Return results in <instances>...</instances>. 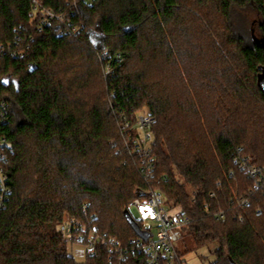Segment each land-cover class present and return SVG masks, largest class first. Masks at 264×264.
<instances>
[{
    "label": "trees",
    "instance_id": "1",
    "mask_svg": "<svg viewBox=\"0 0 264 264\" xmlns=\"http://www.w3.org/2000/svg\"><path fill=\"white\" fill-rule=\"evenodd\" d=\"M75 1L0 0V140L13 144L0 264H117L100 243L77 261L63 227L75 218L83 244L96 229L127 245L143 235L128 207L150 191L182 207V237L211 264H264V195L234 162L242 151L264 163V0ZM138 113L156 119L149 180L126 144Z\"/></svg>",
    "mask_w": 264,
    "mask_h": 264
},
{
    "label": "built area",
    "instance_id": "2",
    "mask_svg": "<svg viewBox=\"0 0 264 264\" xmlns=\"http://www.w3.org/2000/svg\"><path fill=\"white\" fill-rule=\"evenodd\" d=\"M83 1L86 4L93 2V0ZM47 15L51 18L55 17L51 11H47ZM103 52L107 54V50L104 49ZM106 72H110L109 67ZM7 110L8 103L0 101V121L6 119ZM155 122V117L147 113H140L132 123L126 122L125 124L126 130L129 131L126 134V144L131 148L133 154L140 156V169L146 180L154 178L155 157L152 143ZM12 148L11 142L5 139L0 140V209L4 207L5 199L10 192L8 174L4 163L7 152L11 151ZM234 162L245 172L248 178L253 180L254 189L260 190L264 195V163H256L251 155L242 151H239L234 157ZM210 197L214 198L215 193H210ZM247 202L245 197L231 198L232 204L243 206ZM128 211L142 226L143 235L124 245L120 239L92 229L89 231L85 243L88 247V253H94L97 244L100 243L107 246L110 259L117 258V264H122L126 257L134 252L143 253L146 264H187L177 248L183 229L190 222V219L183 215L181 206L171 205L160 191H150L146 197H135L129 205ZM212 216L216 219H224L226 213L224 210H215L212 212ZM76 225V219L71 218L63 227L64 232L67 238L82 243L85 241V235L82 231L85 230V227L82 226V229L74 232Z\"/></svg>",
    "mask_w": 264,
    "mask_h": 264
},
{
    "label": "rangeland",
    "instance_id": "3",
    "mask_svg": "<svg viewBox=\"0 0 264 264\" xmlns=\"http://www.w3.org/2000/svg\"><path fill=\"white\" fill-rule=\"evenodd\" d=\"M74 2L76 1L74 0ZM47 16V13H45L44 17L46 18ZM253 17L254 14L252 12L248 13L246 10H237L235 14V22L237 24L245 25L246 29H248L249 27L251 28L253 26ZM85 24L87 25L88 35L90 39L99 48H103L104 36L101 30L99 29L97 20L93 22L85 20ZM254 27H256V33H258V23H256ZM138 115L139 113L137 114V116ZM214 247L215 245H212V248ZM177 248L180 255L185 259L187 264H211L216 259L215 254L210 251L208 246L196 247V245L188 236L181 237V239L177 243ZM87 249V245L83 243L69 242L68 244L69 252L79 262L85 261Z\"/></svg>",
    "mask_w": 264,
    "mask_h": 264
},
{
    "label": "water",
    "instance_id": "4",
    "mask_svg": "<svg viewBox=\"0 0 264 264\" xmlns=\"http://www.w3.org/2000/svg\"><path fill=\"white\" fill-rule=\"evenodd\" d=\"M30 71L32 72V71H34V65H31L30 66ZM262 81L264 82V79H262ZM234 264V263H233Z\"/></svg>",
    "mask_w": 264,
    "mask_h": 264
}]
</instances>
